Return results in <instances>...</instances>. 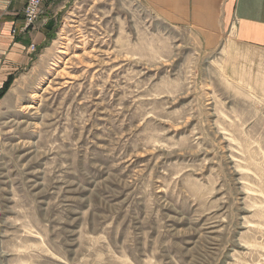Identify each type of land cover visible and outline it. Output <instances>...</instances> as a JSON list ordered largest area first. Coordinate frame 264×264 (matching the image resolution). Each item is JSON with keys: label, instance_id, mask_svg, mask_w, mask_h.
Masks as SVG:
<instances>
[{"label": "rangeland", "instance_id": "1", "mask_svg": "<svg viewBox=\"0 0 264 264\" xmlns=\"http://www.w3.org/2000/svg\"><path fill=\"white\" fill-rule=\"evenodd\" d=\"M226 55L69 0L0 102V264H264V98Z\"/></svg>", "mask_w": 264, "mask_h": 264}, {"label": "crops", "instance_id": "2", "mask_svg": "<svg viewBox=\"0 0 264 264\" xmlns=\"http://www.w3.org/2000/svg\"><path fill=\"white\" fill-rule=\"evenodd\" d=\"M25 2L0 0V91L11 81L0 102L31 65L69 0H43L34 26L27 29L22 16ZM142 2L163 22L187 29L204 51L224 47L228 73L264 98V0Z\"/></svg>", "mask_w": 264, "mask_h": 264}, {"label": "built area", "instance_id": "3", "mask_svg": "<svg viewBox=\"0 0 264 264\" xmlns=\"http://www.w3.org/2000/svg\"><path fill=\"white\" fill-rule=\"evenodd\" d=\"M43 0H26L22 8V16L24 21V28L33 27L41 12V4ZM34 50V45L30 46Z\"/></svg>", "mask_w": 264, "mask_h": 264}, {"label": "trees", "instance_id": "4", "mask_svg": "<svg viewBox=\"0 0 264 264\" xmlns=\"http://www.w3.org/2000/svg\"><path fill=\"white\" fill-rule=\"evenodd\" d=\"M11 81L10 82H7V84L5 85V87L2 89V91H0V98L5 94V92L7 91L9 85H10Z\"/></svg>", "mask_w": 264, "mask_h": 264}, {"label": "bare ground", "instance_id": "5", "mask_svg": "<svg viewBox=\"0 0 264 264\" xmlns=\"http://www.w3.org/2000/svg\"><path fill=\"white\" fill-rule=\"evenodd\" d=\"M65 57V56H64Z\"/></svg>", "mask_w": 264, "mask_h": 264}]
</instances>
